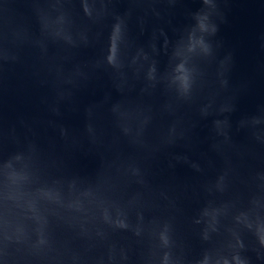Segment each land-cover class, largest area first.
<instances>
[{
  "label": "water",
  "instance_id": "water-1",
  "mask_svg": "<svg viewBox=\"0 0 264 264\" xmlns=\"http://www.w3.org/2000/svg\"><path fill=\"white\" fill-rule=\"evenodd\" d=\"M0 264H264V0H0Z\"/></svg>",
  "mask_w": 264,
  "mask_h": 264
}]
</instances>
